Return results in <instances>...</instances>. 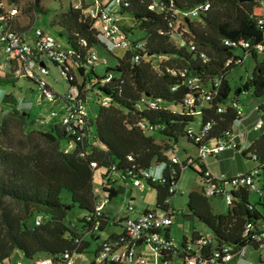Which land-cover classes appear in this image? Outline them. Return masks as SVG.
<instances>
[{"label":"trees","instance_id":"16d2710c","mask_svg":"<svg viewBox=\"0 0 264 264\" xmlns=\"http://www.w3.org/2000/svg\"><path fill=\"white\" fill-rule=\"evenodd\" d=\"M19 1L7 0V5ZM68 1L70 5L54 13L49 24L58 27V36L71 50L77 74L69 80L58 68L83 102L90 96L94 112L90 115L87 109L81 129L65 128L57 120L42 130L32 126L27 110L16 109L12 94L1 98L7 111L0 117V264H12L14 250L28 263L43 257L58 261L64 253L74 256L86 249H92L94 256L101 242L124 239L125 217L115 222L107 206L125 189L121 176L129 179L141 170L160 169L156 180L145 181L155 193L153 210L169 211L175 194L169 188L177 184L182 168L196 165L200 181L206 170L198 158L172 161L179 137L196 148L188 130L208 124L205 139L216 140L238 118L232 102L242 106L241 96L264 95V16L256 14L264 0H160L162 9L148 7L155 0H121L112 12L130 15L134 26H121L128 46L102 74L88 61L89 52L102 44L93 19L83 12L90 5L81 0L77 8ZM38 7L33 4L34 19ZM194 9L197 15L190 16ZM39 12L41 17L47 13L40 7ZM17 15L0 10V26L25 32L17 29ZM0 58H4L1 51ZM246 58L252 59V69L233 85L228 74ZM17 65L14 58L5 59L0 84H14L20 77L32 81L14 74ZM188 78L195 79V87L187 85ZM205 94L210 99H203ZM58 96L56 92L54 99ZM187 96L193 97L192 103L184 102ZM60 98L64 112L67 100ZM176 106L180 109L171 108ZM140 123L152 129H143ZM240 152L256 163L258 191L232 190L223 213L211 209L209 198L216 196H206L201 188L188 192L189 212L184 218L197 219L213 238L203 255L218 247H227L234 259L247 246L264 250V129ZM94 185L108 202L98 213ZM251 192L258 193L255 202L249 200ZM37 216L41 221L35 225ZM247 223L251 229L245 233ZM259 234L261 240L255 238ZM186 241L185 237L176 240L177 257L189 256ZM92 259L88 264H93ZM199 264H206V256Z\"/></svg>","mask_w":264,"mask_h":264},{"label":"built area","instance_id":"2783aa9c","mask_svg":"<svg viewBox=\"0 0 264 264\" xmlns=\"http://www.w3.org/2000/svg\"><path fill=\"white\" fill-rule=\"evenodd\" d=\"M75 7L81 6V0H70ZM102 0H96V6H89L87 8V15L98 21L102 28L101 36L107 38L113 45L122 47L123 49L128 46V41L116 13L101 7ZM121 0H112L114 7L120 4ZM162 9L163 2L155 0L153 4L148 7ZM6 8L0 0V10L8 12L10 15L19 14V8L16 5H9ZM205 4L203 8H207ZM197 15V9L190 12V16ZM225 44H229L228 40H224ZM246 45V43H244ZM193 49L194 46H191ZM0 51L4 58H0V67L3 66L5 59L14 58L18 65L14 69L16 76H25L36 84L37 88V102L43 100L51 101L54 99L56 91L48 83L46 75L49 72V63L62 67V74L69 80L75 78L73 67L77 68L78 64L71 58V50L64 45H61L54 38L46 35L39 27L30 31L27 37L22 32H17L9 28L0 26ZM100 57L94 49L89 52L88 61L93 65L99 62ZM102 63L106 60L101 58ZM77 71V70H76ZM187 85L195 87V79L188 78ZM62 97L67 100L64 105V112H61V117L55 119L57 112L52 110L49 112L50 121L59 123L68 128L69 126L81 129L85 120L87 119V108L85 102L79 98L76 86H68ZM203 99H210V94H205ZM193 97L187 96L184 99L185 103H192ZM102 105H107L104 99ZM264 99L253 106L252 111L255 113V119L252 124V129L257 132H262L264 129ZM232 106L236 109L238 118L233 121L232 125L226 129L223 135L216 140H206L209 125H203L199 129H189L188 133L191 135L194 143L196 144V158L203 161L208 157H216L224 151H240L245 149L246 132L242 128V121L244 119V110L242 106L236 102H232ZM220 107L218 110L220 111ZM45 118L41 117L38 122L45 123ZM139 126L143 129L151 130L152 126L145 123H140ZM173 162H177L175 156L172 157ZM116 175V174H115ZM157 175L151 174L148 170H141L139 174L131 175L129 179L121 176L120 181L125 186L123 193L117 201V207L111 208L115 216V222L122 216L125 220L121 223L122 231L125 235L124 239H112L100 243L98 252L93 256V264H147V257L143 248H147L152 254L151 264H199L203 257L206 256V264H228L230 261L235 260L233 254L227 247H218L206 252L205 247L213 242L212 235L207 232L188 238L186 249L188 257H177L176 249L178 243L176 240L167 235L165 230L172 224L171 213L177 214L176 211L170 208L169 211L147 209L138 213L135 217L130 214L135 211L132 198L128 194V188L135 186L139 191L143 190L142 180L149 179L156 180ZM256 169L239 173L233 176H226L221 174L218 177L213 176L209 171H204V177L201 179L200 188L206 196H220L224 198L226 204H230L231 191L239 187H247L251 191H258V185L255 182ZM176 191V185L169 188V192ZM107 200L101 196L100 201H97V213L102 211L107 204ZM41 221L39 216L34 218V224L38 225ZM98 222L94 226L93 231L96 230ZM251 229V224L247 223L245 226V233ZM263 234L255 236L257 240H261ZM264 245V244H263ZM71 255L64 253L60 256L58 261H53L49 257H43L34 260L27 264H74ZM12 264H22L12 263Z\"/></svg>","mask_w":264,"mask_h":264},{"label":"rangeland","instance_id":"374dc122","mask_svg":"<svg viewBox=\"0 0 264 264\" xmlns=\"http://www.w3.org/2000/svg\"><path fill=\"white\" fill-rule=\"evenodd\" d=\"M86 3L91 4V6H96V0H85ZM4 7L7 9L10 8L9 5H7V0H2ZM38 3L39 7L46 10L47 13H44L42 15L38 11H35V15L37 18L34 19V11H33V4ZM64 3H67V0H20L17 5V7L20 9V7L23 9L22 13L19 12L17 15V23L18 27L17 29L19 31H25L28 29V31L33 30L36 27H39L43 30V32L54 38L57 42H59L61 45H64L63 39L58 36L57 30L58 27L51 26L49 24V21L54 13H57L61 11L64 8H61V5L64 7L66 6ZM257 15L264 16V4L263 2H260L259 9L256 12ZM126 16L124 18V23L122 24V27L124 29H129L132 26H134L133 19L130 15L124 14ZM180 23V19H179ZM182 26V24H180ZM94 28L98 31L99 34L102 33V28L100 27L98 21L93 22ZM179 26V27H181ZM173 40L176 41V35L172 36ZM175 38V39H174ZM101 39V45H97L94 47L95 52L100 57L99 62H95L93 65V69L97 74H102L106 67H113L116 62V56L120 55L123 51L122 47H118L113 45L107 38L100 35ZM101 58H104L106 60L105 63H102ZM253 66L252 59L246 58L244 59L239 66L236 68H233L229 72L230 81L233 85H236L240 82V79L244 78L247 74L250 73ZM49 72L46 75V79L48 83L53 87V89L60 94L62 97V94L65 92V90L68 87V84L63 79V76L61 75L59 68L55 66L53 63L48 64ZM73 73L77 74V71L75 67H73ZM4 94H12L15 98L17 104L16 109L22 110L25 109L29 113V117L32 122V126L46 130L49 127L50 123V116L49 112L54 110L57 112V116L55 119H59L61 117V110H62V104L63 99L58 96V98H55L53 101L49 100H43L42 102H37V88L36 85L24 77L18 78L14 84L7 83V84H0V100L3 97ZM86 100V106L90 113V115L93 114L94 110L90 104V96L87 97ZM264 99V95L261 96L258 99L254 98H245L244 96H241V104L242 108L245 112L249 110L252 106H254L257 102H260ZM173 110H179L180 107H171ZM3 111H7L6 108L1 106L0 104V117L3 114ZM45 118V123L38 122L39 118ZM196 126V123L194 124ZM161 144L165 143L166 145H170L169 141L166 140H158ZM174 148V154L178 161H184L185 157L187 155H191L192 157H195V148L194 146L186 140L184 136H180L177 143L175 144ZM170 154V152H168ZM221 157H224V162L231 165L232 168L239 169L241 171H248L251 168H253L256 163L252 161L251 159L245 157L243 154H241L240 151H225L221 155ZM195 159V158H193ZM208 160L213 161H219V158H210ZM194 168L185 166L182 168L180 172V176L178 179V182L176 184V191L175 194L172 196L170 205L171 208H173L176 211H181L180 213H177L175 215L176 223L172 226V232L176 237L180 238V232L182 225H184L185 229L190 230L192 225L200 226L201 223L196 219H185L183 214H186L189 212L188 209V192L191 189H197L199 190L200 186V179L195 171L197 166L194 165ZM148 171L153 174L157 175L159 173V169L155 167H151L148 169ZM261 178V177H260ZM98 179V170L94 173V180L95 182ZM257 184L259 181L256 182ZM143 184V190L138 191L135 186H132V196L133 204L135 208L138 210L144 209L146 207L153 208L155 205V193L154 190L146 183L145 180H142ZM94 193L97 196V201H100L101 195L99 193V190L97 189V185H94ZM258 198V193L251 192L249 194V200L251 202H255ZM117 201L118 199H114L111 201L107 206L110 208L115 209L117 207ZM209 204L212 208V210L221 211L224 212L227 208V205L224 201V198L222 197H211L209 198ZM258 208L261 209V206L258 204ZM76 210V208H74ZM205 231H207L204 228ZM106 233H101V236L104 237ZM92 249H86L85 253H77L72 257L74 264H88L89 261L92 259L93 254L90 252ZM144 255L147 257L148 263H152V254L150 251H146ZM11 259L14 261H17L18 259L21 260L22 264H27V260L22 256V254L18 250H14ZM238 263L236 264H264V250L263 249H254L251 246H247L243 252L238 256L237 259ZM7 264V262H5ZM231 264V263H228Z\"/></svg>","mask_w":264,"mask_h":264},{"label":"crops","instance_id":"0c3cea01","mask_svg":"<svg viewBox=\"0 0 264 264\" xmlns=\"http://www.w3.org/2000/svg\"><path fill=\"white\" fill-rule=\"evenodd\" d=\"M83 3H84V5H91V4H88V3H86V1L85 0H83ZM66 6H62L61 5V8H66L67 6H69L70 4H69V1L67 0V3H64ZM100 4H101V7H103V8H105V9H107V10H111V11H113L115 8L113 7V4L112 3H110L109 2V0H102L101 2H100ZM64 9H62V10H64ZM83 12H85V13H87V8L85 9V10H83ZM117 17H118V19H119V22H120V24H121V26H122V24H125L124 22V18L126 17V16H124V15H117ZM24 34H25V36H29L30 35V31H28V29L25 31V32H23ZM262 101V100H261ZM258 103V102H257ZM252 109H253V106L251 107V108H249V110L247 111V112H245L244 111V119H243V121H242V128L245 130V132H246V142H245V148L246 147H248L252 142H253V140L259 135V132H257V131H254L253 129H252V124H253V122H254V119H255V113L252 111ZM195 148V147H194ZM225 152V151H224ZM223 153V152H222ZM221 153V154H222ZM221 154H219L218 156H216V157H208V158H206V159H204L202 162H203V164H204V166H205V169L207 170V171H209L213 176H215V177H218V176H220L221 174H224V175H226V176H233V175H236V174H239V173H244V171H241V170H239V169H236V168H232L231 167V165L230 164H228V163H226V162H224V157H221L220 155ZM187 158H191V159H193V158H195L196 159V148H195V157H192L191 155H187L186 157H185V159H187ZM210 158H219V161H213V160H208V159H210ZM180 161H181V159H180ZM159 172H160V169H159ZM159 174V173H158ZM157 174V175H158ZM200 183V185H201V181L199 182ZM199 188H200V186H199ZM98 189V188H97ZM138 190V189H137ZM191 190H195V189H191ZM190 190V191H191ZM139 191V190H138ZM142 191V190H141ZM196 191H198L197 189H196ZM128 194H129V196L132 198V200L134 199V197L132 196V188L131 187H129L128 188ZM171 206V205H170ZM108 208H110V207H108ZM145 209H151V208H148V207H146V208H144V209H141V210H138L137 208H135V211L133 212V213H131L130 214V216L131 217H135L138 213H140L141 211H143V210H145ZM212 209V208H211ZM213 212H215V213H223V212H221V211H216V210H212ZM181 212V211H180ZM179 212V213H180ZM225 212V211H224ZM176 218H175V216H172V224L169 226V228H167L166 229V234L167 235H169V236H171V237H173L175 240H179L180 238H182V237H185V238H190V237H192V236H195V235H198V234H203V233H207L208 232V230H207V228L201 223V225L200 226H197V225H192V227L190 228V230H188V229H185V227H184V225H182V227H181V230H179V231H181L180 232V238L178 239L177 237H176V235H174L173 234V232H172V226H173V224H175L176 223V220H175ZM197 220V219H196ZM204 228L207 230V231H205L204 230ZM110 230H113V231H115V232H117L116 230V228H110ZM141 251L142 252H146V251H149L147 248H143V249H141ZM241 252H243V250L241 251ZM241 254V253H240ZM239 254V255H240ZM237 259H238V257L235 259V260H233V261H230L229 263H231V264H236V263H238V261H237ZM11 262L12 263H19V262H21V260H17V261H14V260H12L11 259Z\"/></svg>","mask_w":264,"mask_h":264},{"label":"water","instance_id":"95a60500","mask_svg":"<svg viewBox=\"0 0 264 264\" xmlns=\"http://www.w3.org/2000/svg\"><path fill=\"white\" fill-rule=\"evenodd\" d=\"M36 3V2H35Z\"/></svg>","mask_w":264,"mask_h":264}]
</instances>
